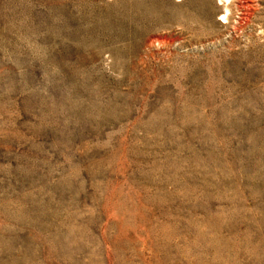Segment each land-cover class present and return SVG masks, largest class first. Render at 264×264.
<instances>
[{
    "label": "rangeland",
    "instance_id": "obj_1",
    "mask_svg": "<svg viewBox=\"0 0 264 264\" xmlns=\"http://www.w3.org/2000/svg\"><path fill=\"white\" fill-rule=\"evenodd\" d=\"M0 264H264V0H0Z\"/></svg>",
    "mask_w": 264,
    "mask_h": 264
}]
</instances>
